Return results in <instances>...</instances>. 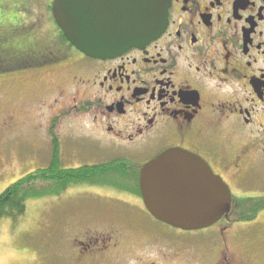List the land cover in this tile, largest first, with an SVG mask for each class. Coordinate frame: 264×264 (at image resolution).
Wrapping results in <instances>:
<instances>
[{"label":"flooded vegetation","instance_id":"flooded-vegetation-1","mask_svg":"<svg viewBox=\"0 0 264 264\" xmlns=\"http://www.w3.org/2000/svg\"><path fill=\"white\" fill-rule=\"evenodd\" d=\"M167 1L165 30L145 47L105 60L89 58L72 45L70 56L61 49L42 51L41 66H79L75 70L84 78L75 77L81 91L73 100L81 96L79 111L91 117L94 131L70 138L102 151L99 164L70 169L114 162L134 172L122 182L137 185L121 189L92 183L67 189L89 200L71 218L67 215V228L84 223L93 229L62 249L66 264H165L211 244L223 250L214 264H253L246 254L231 252L230 240L264 228V211L255 221H230L228 216L203 230L181 231L147 211L139 172L163 152L178 149L200 158L232 198L264 200V0ZM56 89L57 105L66 96ZM78 107L73 104L71 110L76 114ZM60 111L48 119L42 134L47 163L56 160L66 168L72 161L64 155L66 136L55 130L56 121L65 120ZM12 125L6 118L0 130ZM135 236L141 240H130ZM131 248L136 252L129 256Z\"/></svg>","mask_w":264,"mask_h":264},{"label":"rangeland","instance_id":"rangeland-1","mask_svg":"<svg viewBox=\"0 0 264 264\" xmlns=\"http://www.w3.org/2000/svg\"><path fill=\"white\" fill-rule=\"evenodd\" d=\"M51 1L0 0V128L6 118L13 122L6 131L0 130V194L24 176L49 165L43 134L48 119L52 115L57 117L59 108L65 120L56 121L55 130L66 136L64 155L66 161L72 159L66 163V168L102 162L99 146L70 138L94 131L91 117L79 111L84 104L81 96L73 100L81 91L75 77L84 78L75 70L79 66H30L11 70L16 59L34 52L38 58V52L46 49H61L70 56L69 50H64L59 40L54 39L50 15H41ZM58 87L64 91L66 100L59 99L56 105L53 101L57 100ZM73 104L79 106L76 114L71 110ZM85 146L90 147V154ZM132 186L129 184L126 188ZM234 191L237 195V188ZM86 199L78 190L70 189L56 196L27 201L25 213L16 222L0 220V264H66L62 249L70 245L71 239L77 236L81 239L82 234L93 229L84 223L78 228H67L65 223L68 216L85 208L89 203ZM258 201L254 199L251 203ZM229 220H237L233 212ZM135 239L141 240L136 236L130 240ZM208 240L214 242L212 237ZM230 245L235 256L246 254L253 264H264V228H251L249 237L230 240ZM208 247H197L185 256L180 255L178 261L168 260L165 264H214L222 249L212 244ZM135 252L136 249L131 248L127 254Z\"/></svg>","mask_w":264,"mask_h":264},{"label":"water","instance_id":"water-1","mask_svg":"<svg viewBox=\"0 0 264 264\" xmlns=\"http://www.w3.org/2000/svg\"><path fill=\"white\" fill-rule=\"evenodd\" d=\"M167 0H53L51 12L65 39L93 59H112L158 39ZM139 189L147 211L181 231L203 230L226 218L232 195L197 156L170 149L141 167Z\"/></svg>","mask_w":264,"mask_h":264},{"label":"trees","instance_id":"trees-1","mask_svg":"<svg viewBox=\"0 0 264 264\" xmlns=\"http://www.w3.org/2000/svg\"><path fill=\"white\" fill-rule=\"evenodd\" d=\"M46 13L50 15V19L58 32V36L54 37V39H58L60 47L67 50L71 45L64 38L62 32L53 20L51 3L45 6L41 15L45 16ZM44 52H38V58L34 52V54L32 53L25 58L16 59L14 62V66L16 67L13 66L11 70L28 68L30 66H41L46 55ZM1 63L2 61L0 60ZM55 161L46 168L37 169L19 179L0 194V220L9 219L16 222L25 213V204L27 201L31 199H42L49 195L56 196L73 186L107 183L109 186L111 185L116 188H126V185L129 186V184L123 183L124 178L134 174L132 169L123 168L114 162L106 165L66 169L56 164ZM132 187H137V185H133ZM136 191L138 190L136 189ZM237 201L243 203L238 204L236 203ZM251 201H254V199H233L231 213H234L238 221H254L261 211H264V200L261 201L259 199L257 204H252Z\"/></svg>","mask_w":264,"mask_h":264}]
</instances>
